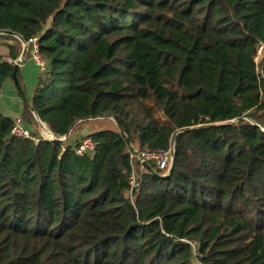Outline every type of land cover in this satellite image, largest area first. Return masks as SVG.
I'll return each mask as SVG.
<instances>
[{
  "label": "trees",
  "instance_id": "1",
  "mask_svg": "<svg viewBox=\"0 0 264 264\" xmlns=\"http://www.w3.org/2000/svg\"><path fill=\"white\" fill-rule=\"evenodd\" d=\"M0 31L37 38L29 101L57 138L121 128L79 156L0 113V264H264V0H0ZM12 70L0 60V90ZM20 118L39 134L24 102ZM173 140L166 178L129 157Z\"/></svg>",
  "mask_w": 264,
  "mask_h": 264
},
{
  "label": "built area",
  "instance_id": "2",
  "mask_svg": "<svg viewBox=\"0 0 264 264\" xmlns=\"http://www.w3.org/2000/svg\"><path fill=\"white\" fill-rule=\"evenodd\" d=\"M27 43V49L30 45V58L34 62V64L38 67L39 71H44L46 69V59L40 54L37 44V38L34 36L32 37ZM22 44V43H21ZM264 57V42H259L257 44V52L255 56V60L258 61L260 58ZM0 60L5 61L9 64H14V60L11 59L9 56H0ZM39 134L34 135V132L31 128L26 127L23 124V121L20 117L13 118V124L11 127V134L22 137L33 139L35 142L39 140L50 142L55 136V134L46 127L42 129V127L37 122ZM95 144L91 137L87 135L78 138L74 145V151L77 155L81 156L84 154H90L94 151ZM174 154V143L173 141L166 149H159V150H148V149H136L135 147H131L129 150V157L132 159L137 160L140 165L142 162H153L156 167L159 169H164L165 172L171 166ZM142 167V165H141ZM129 184L131 187L136 185L135 174L132 172L129 177ZM193 246V243H191Z\"/></svg>",
  "mask_w": 264,
  "mask_h": 264
},
{
  "label": "crops",
  "instance_id": "3",
  "mask_svg": "<svg viewBox=\"0 0 264 264\" xmlns=\"http://www.w3.org/2000/svg\"><path fill=\"white\" fill-rule=\"evenodd\" d=\"M3 50V48L0 46V51ZM0 55L2 56H7L5 55V53L0 52ZM40 71L38 69V67L34 64V62L31 60V58L29 57L26 61H24L20 68H19V77H20V81L23 85V91L27 97V99L29 100V98L32 96L35 84H36V80L37 77L39 75ZM10 81L12 82L11 78H7L4 82V84L6 85V87L9 86ZM1 98V96H0ZM20 98V99H19ZM16 97L12 92H11V98L8 99V102L6 103L5 101L2 104V108L0 107V113L11 117L12 119L15 117H20V112L22 109V99L19 96ZM10 103V105H9ZM8 105H9V111H11L12 113H8L7 109H8ZM10 115V116H9ZM94 130L91 131H86L85 133H76L75 129H73L71 131V136L72 138H81L84 135H88V133L92 132Z\"/></svg>",
  "mask_w": 264,
  "mask_h": 264
},
{
  "label": "water",
  "instance_id": "4",
  "mask_svg": "<svg viewBox=\"0 0 264 264\" xmlns=\"http://www.w3.org/2000/svg\"><path fill=\"white\" fill-rule=\"evenodd\" d=\"M1 33H5V34L12 35V36L18 38L20 40V42L22 43L21 44L22 45L21 52H20L19 56L17 57V59L15 60V63L13 65V70H12V73H11L12 81H13L14 85L16 86L17 91L20 94L22 101L33 112L36 121L39 123V125L42 127V129H45V124L41 120L38 119V117L36 116V114L32 110L30 101L27 99V97H26V95H25V93H24V91H23V89H22V87H21V85H20V83L18 81V78H17V71L19 70L21 64L23 63V60H24V58L26 56V53H27V43L25 41H23V39H21L17 34L11 32V31H0V34ZM102 117H111V118H113L112 116H109V115L102 116ZM88 119H95V118H88ZM77 122H79V121L74 122L69 127V129L67 130V132L64 134L63 137H60V138L54 137L51 141H58V142H64V141H66V139L70 136L71 131L74 128V126L76 125ZM115 123H116V121H115ZM116 126L119 129V131H120L121 128L119 127V125L117 123H116ZM173 143H174V140H173ZM174 152H175V148H174ZM173 157H174V154H173ZM141 165H142V167L146 168L150 173H152L153 175H157L160 178H166L170 174V172H171V169L169 168L168 171L164 175H159L155 171H153V169L150 167V165L148 163L142 162Z\"/></svg>",
  "mask_w": 264,
  "mask_h": 264
},
{
  "label": "rangeland",
  "instance_id": "5",
  "mask_svg": "<svg viewBox=\"0 0 264 264\" xmlns=\"http://www.w3.org/2000/svg\"><path fill=\"white\" fill-rule=\"evenodd\" d=\"M0 46L3 48V50H1L0 52L5 53V55L8 56V49L2 45H0ZM14 63H15V60H14ZM4 83L5 82H3L2 86H1V90H0V96H1L0 107L1 108H2L3 102L5 101L7 103L8 99L11 98V92L18 98L20 96V94L18 93L17 88L14 85L13 81L12 82L10 81V84L8 87H6V85ZM9 105H10V103H9ZM9 105H8L7 111H8V113H12L11 111H9L10 110ZM103 128L118 130L114 119L111 117H97L95 119L82 120V121L77 122L73 129H75L76 133H78L80 131H81L80 133H85L86 131L103 129ZM36 130L39 132L38 125H37Z\"/></svg>",
  "mask_w": 264,
  "mask_h": 264
}]
</instances>
